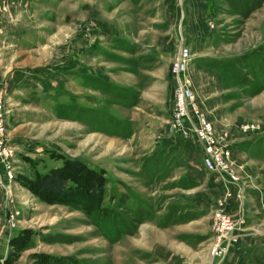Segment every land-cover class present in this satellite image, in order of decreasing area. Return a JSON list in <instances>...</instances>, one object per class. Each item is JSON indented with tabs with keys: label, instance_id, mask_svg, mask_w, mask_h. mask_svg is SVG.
<instances>
[{
	"label": "rangeland",
	"instance_id": "rangeland-1",
	"mask_svg": "<svg viewBox=\"0 0 264 264\" xmlns=\"http://www.w3.org/2000/svg\"><path fill=\"white\" fill-rule=\"evenodd\" d=\"M177 80L245 188L222 258L239 189L177 136ZM0 123V264H264V0H0ZM66 162L65 198L31 190Z\"/></svg>",
	"mask_w": 264,
	"mask_h": 264
},
{
	"label": "built area",
	"instance_id": "built-area-1",
	"mask_svg": "<svg viewBox=\"0 0 264 264\" xmlns=\"http://www.w3.org/2000/svg\"><path fill=\"white\" fill-rule=\"evenodd\" d=\"M186 49L181 48L180 57H186ZM181 61H178L176 67V73L180 72ZM183 67V66H182ZM177 110H175L173 118V127L177 136L185 138L188 136L187 132H192L194 137L199 142L202 147V165L204 170L208 173H212L217 176L218 180L223 185L224 198H230L231 188L237 187L239 189V200L240 208L238 209V220L233 221L229 217L224 216L219 213L214 215V230L217 233L216 236V245L214 251L220 255V258L224 257L227 254V250L231 243L235 242L237 238L242 236V233L247 232L246 228H241L245 223L244 219V193L245 188L241 189L239 187V177L238 171L235 166V162L232 159L231 144H227L225 140H218L214 136V130L212 125L206 120L205 117L200 115L191 116L186 110V105L190 101L194 102V98L189 94L188 89H185L183 82L177 80ZM193 109L197 111L194 106ZM186 117L189 124V129L184 127L183 121L181 119ZM243 128V127H242ZM2 126L0 123V132ZM254 130V127H244L243 131ZM242 194V197H241ZM254 237H263L264 231H252ZM225 242V246L221 249V244ZM216 254V255H217Z\"/></svg>",
	"mask_w": 264,
	"mask_h": 264
},
{
	"label": "trees",
	"instance_id": "trees-1",
	"mask_svg": "<svg viewBox=\"0 0 264 264\" xmlns=\"http://www.w3.org/2000/svg\"><path fill=\"white\" fill-rule=\"evenodd\" d=\"M80 166L76 162H66L61 169H53L48 173L38 175L32 181L31 190L39 197L52 199L65 198L69 194H67L68 191L66 190L67 168L73 167L75 170H79ZM91 185V193L93 192L92 195L96 196L95 193H98L101 188L97 181L95 183L91 181Z\"/></svg>",
	"mask_w": 264,
	"mask_h": 264
},
{
	"label": "crops",
	"instance_id": "crops-1",
	"mask_svg": "<svg viewBox=\"0 0 264 264\" xmlns=\"http://www.w3.org/2000/svg\"><path fill=\"white\" fill-rule=\"evenodd\" d=\"M170 146H172V145H170ZM247 189H248V187H247ZM249 191V190H248ZM259 191L261 192H263L264 190H260L259 189ZM261 192V193H262ZM247 193V192H246ZM250 193V192H249ZM259 194V193H258ZM247 201L248 202H250V200L251 201H254V202H256V203H258V206L260 205V207H258L257 208V212L261 209V207H263L264 206V199H263V197L261 198V195L259 194V195H257V194H254L252 197H250L249 195H248V193H247ZM258 197H260V201H259V199H257ZM259 202H260V204H259ZM264 237V236H263ZM263 237H259V238H257V239H260V241H263L264 242V238ZM251 239H253V238H251ZM247 243V241L245 242V244ZM235 251V255H237V254H241V257L242 258H246V257H248L247 256V253L246 252H244L242 249H236V250H234ZM242 261V264L244 263V261L243 260H241ZM246 262H248V261H246Z\"/></svg>",
	"mask_w": 264,
	"mask_h": 264
}]
</instances>
